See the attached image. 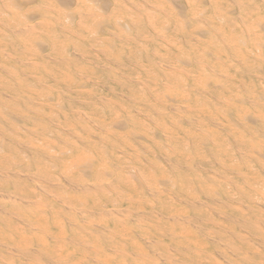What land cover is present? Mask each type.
I'll use <instances>...</instances> for the list:
<instances>
[{"label":"bare ground","instance_id":"obj_1","mask_svg":"<svg viewBox=\"0 0 264 264\" xmlns=\"http://www.w3.org/2000/svg\"><path fill=\"white\" fill-rule=\"evenodd\" d=\"M0 264H264V0H0Z\"/></svg>","mask_w":264,"mask_h":264}]
</instances>
